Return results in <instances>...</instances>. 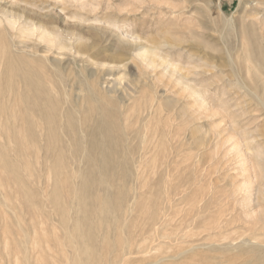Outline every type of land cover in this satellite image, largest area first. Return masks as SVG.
Returning <instances> with one entry per match:
<instances>
[{"label": "rangeland", "instance_id": "obj_1", "mask_svg": "<svg viewBox=\"0 0 264 264\" xmlns=\"http://www.w3.org/2000/svg\"><path fill=\"white\" fill-rule=\"evenodd\" d=\"M253 5L252 0H0V264H67L62 209L75 208L72 187L80 189L86 173L88 185L80 194L96 207L108 197L116 222L114 228L101 227L100 215H89L95 224L85 227L92 237L86 238L89 259L79 252L84 262L226 264L233 251L223 250L225 243L253 239L258 250L264 248L258 246L264 245V219L256 217L264 208L256 201V189L264 190V158L252 155L264 149V3L258 14ZM27 20L56 29L72 44L83 35L77 45L88 56H75L74 49L62 50L54 41L45 54L49 61L32 56L46 43L38 31L17 30ZM120 32L131 38L138 33V43L119 42ZM138 45L175 62V74H167L157 56L152 66L140 61ZM106 80L117 82L111 97L100 88L107 87ZM180 80L200 88L207 104L201 107ZM117 95H124L125 106ZM50 109L57 133L52 144L46 139ZM109 122L115 124L107 144L112 152L107 142L99 143L109 140L104 128ZM143 132L151 143L140 154ZM80 147L91 149L95 161L82 157ZM109 152L104 185L96 170L93 176L88 171ZM121 237L132 253L120 262ZM255 255L228 263L264 264V256Z\"/></svg>", "mask_w": 264, "mask_h": 264}, {"label": "bare ground", "instance_id": "obj_2", "mask_svg": "<svg viewBox=\"0 0 264 264\" xmlns=\"http://www.w3.org/2000/svg\"><path fill=\"white\" fill-rule=\"evenodd\" d=\"M253 2H254V4L255 5H253V6H251L250 7V9L253 11V12H255L256 14H258L259 12H261V10L263 9L262 8V3H264V0H252ZM85 3H82L81 5L83 6ZM257 5H258V7H257ZM62 9H64L63 7H62ZM259 16V15H258ZM80 17V16H79ZM83 17V16H82ZM84 18V17H83ZM259 18H262L261 16H259ZM79 19V18H78ZM82 19V18H81ZM97 19V18H96ZM263 19V21H264V17L262 18ZM91 20V19H90ZM29 20H27V21H25V23H23V24H21L19 27H18V31H20V33L22 34V35H29V34H33V32H36V31H38V32H40V38L46 43V46H45V48L44 49H42V50H38L37 49V47L36 48H34L32 51H31V53H32V56L34 55V56H37V57H41V58H43V59H45L46 61L48 60V57L45 55L48 51H50L49 49L51 48H53L52 46H53V41L54 42H56L57 44H59L61 47H62V50L63 49H66L67 51L69 50H73V54H75V56H88L87 54L85 55L84 53L86 52V50H85V52H83L82 50H81V48L80 47H78L79 45H77L78 43H77V41L79 40L80 41V38L83 36V35H81V36H78L77 35V39L78 40H76V38H75V40L76 41H73V40H71L70 39V41H73L74 43L72 44L71 42H67V39L68 38H64V37H62V35L60 34V33H58V31H56V29L55 30H50V29H46V28H44V27H42V26H35V23H32V22H28ZM32 21V20H31ZM96 21H98V20H96ZM102 21V20H101ZM105 21V20H104ZM15 22H16V17H14L13 15H11V17H9L8 18V24H9V26L11 27V28H13L14 26H15ZM100 22V21H99ZM108 22V21H107ZM106 22V23H107ZM126 22V21H125ZM98 23V22H97ZM96 23V24H97ZM104 22H102V24H103ZM105 23V24H106ZM111 23V22H110ZM104 24V25H105ZM107 24H109V22L107 23ZM112 24V23H111ZM111 24H109V25H111ZM114 24V23H113ZM112 24V25H113ZM95 25V24H94ZM97 26V28L99 27V26H101V24H97L96 25ZM116 26H118V25H116ZM102 27V26H101ZM115 27V26H114ZM118 29H119V27H117ZM105 29V28H104ZM124 30V29H123ZM120 31H122V29L120 30ZM122 32H124V31H122ZM122 32H120V34L118 35V40H119V42H121V43H125V42H127V44H131V43H133V44H137L138 43V39L140 38L139 36H136V34H138V33H136L135 35H133L134 37H132L131 38V36L129 37V36H124V35H122L123 33ZM126 32V31H125ZM131 33V32H130ZM74 34V33H73ZM77 34V33H76ZM131 34H133V33H131ZM75 35V34H74ZM126 35H127V32H126ZM129 35V34H128ZM70 36H72V35H70ZM76 36V35H75ZM141 36V35H140ZM72 38V37H71ZM82 38H84V37H82ZM86 38V37H85ZM73 39V38H72ZM78 41V42H79ZM82 41H83V39H82ZM81 41V42H82ZM22 41H20V44H19V48H22L24 45L21 43ZM87 42H88V40H87ZM91 46V45H90ZM258 48V47H257ZM137 52H136V56H137V58L140 60V61H142V62H144L146 65H151L152 66V64H153V62L154 61H156V56L158 57V60L157 61H161V64H165L166 65V69H164L165 71H166V73L167 74H169V75H173V73L176 71L175 69H176V65L172 62V60L170 61V60H168L165 56H161L156 50H155V48H153V47H147V48H142L140 45H138V47H137ZM52 51V50H51ZM60 51V50H59ZM41 53H43V55H41ZM63 55L64 53L63 52H60V53H58L57 55ZM62 55H61V57H62ZM256 55H257V57H258V60L259 61H261V59H260V55L262 56V51H261V49L259 50V49H257L256 50ZM31 56V57H32ZM23 57V56H22ZM64 57V56H63ZM67 58V57H66ZM65 58V59H66ZM53 60H55V59H53ZM73 60L74 61H76V57H73ZM78 60H80V59H78ZM113 60V59H112ZM111 60V61H112ZM49 61V60H48ZM56 61V60H55ZM98 61V60H97ZM97 63H99V62H97ZM261 63V62H260ZM263 63V62H262ZM101 64V63H100ZM160 64V63H159ZM177 64V63H176ZM264 64V63H263ZM111 65V64H110ZM109 65V66H110ZM108 66V65H107ZM112 66V65H111ZM164 66V65H163ZM163 68V67H162ZM113 70V67H108V74H110L111 73V71ZM175 74V73H174ZM115 78V77H114ZM100 80H101V77H100ZM100 80H96L95 81V85H97L98 87H99V85H101V82H100ZM105 83H106V86L107 87H100L101 89H105V91H106V94L108 95V92L109 91H111L112 89H113V85L112 84H116L117 82L115 81V80H112V84H109L108 83V80H106L105 81ZM179 83H181V85L184 87V89H186V90H188L189 91V93L191 94V95H193L194 97H196V100L200 103V106L201 107H203L205 104H207L206 102H204V104H203V101H204V99H203V101H202V94H201V91H200V88H196V87H194V85H192V83L190 82H187L186 80L184 81V80H180L179 81ZM46 85V84H45ZM105 85V84H104ZM94 89V88H93ZM264 91V90H263ZM64 94H65V92H64ZM124 94V93H123ZM189 94V95H190ZM201 94V95H200ZM66 95V94H65ZM109 96V95H108ZM67 97V96H66ZM68 97H69V95H68ZM109 97H111V96H109ZM204 98V97H203ZM68 100V99H67ZM116 101H117V103H119L120 105H122V106H125V101H126V99L124 98V95H117L116 96ZM67 102V101H66ZM65 107V106H64ZM47 110V109H46ZM48 112V111H47ZM54 112V111H53ZM47 114V113H46ZM53 116H55V115H53L52 114V111H51V109H50V111L48 112V114L46 115V120H47V122H48V125H49V131L47 132V134H46V139H47V142H52L54 139L56 140L57 139V133L55 134V131H54V133H52V131H53V129H54V122H53V119H54V117ZM10 120V119H9ZM31 126V125H30ZM30 128V127H29ZM47 128V127H46ZM98 127H96V128H94V130H96ZM104 128H105V132H106V136L109 138V140H103L102 138H101V140H100V142L99 143H101V141H102V144L103 143H106L105 145H106V149H108L110 152H112L113 150H112V147L113 146H111V147H109L108 145H110V143L111 142H113L112 140V138L113 137H111L112 135H113V133H114V128H115V124L113 123V122H109V123H107L105 126H104ZM125 131H126V129L123 127H121V134L123 135L122 137L124 138V142H125V144H126V142L128 141V134H127V131H126V133H125ZM94 132V131H93ZM33 131H29V138L33 141V137L35 136H33ZM238 134V133H237ZM90 135H94V133H91ZM150 135V134H149ZM96 136V135H95ZM83 137V136H82ZM115 137V136H114ZM130 137V136H129ZM60 138V137H59ZM98 139V138H97ZM99 139H100V137H99ZM119 139V138H118ZM60 140V139H59ZM90 140V139H89ZM81 141V140H80ZM104 141V142H103ZM115 141H116V139H115ZM114 141V142H115ZM130 141V140H129ZM139 141H140V154H144L145 152H147L148 151V148H149V145H150V143H151V138L148 136V134H147V132H143V133H141L140 135H139ZM42 142V141H41ZM95 142H96V140L94 139V137H91V141H90V143H91V145L92 146H90L91 148H92V150H93V148H94V144H95ZM110 142V143H109ZM119 142H121V141H119ZM54 143V142H53ZM109 143V144H108ZM118 143V142H117ZM116 143V144H117ZM52 144V143H51ZM51 144H48L47 146L49 147ZM76 144H78V143H76ZM80 144V143H79ZM108 144V145H107ZM56 145V144H55ZM90 145V144H89ZM101 145V144H100ZM112 145V144H111ZM128 145V144H127ZM127 145L125 146V147H127ZM53 146V145H52ZM80 146H82L81 144H80ZM95 146H97V145H95ZM102 146V145H101ZM104 146V145H103ZM117 146V145H116ZM115 146V147H116ZM119 146H121L120 144H119ZM84 147H86V146H84ZM81 148V147H80ZM99 148H100V146H99ZM104 148V147H103ZM79 149V148H78ZM138 149V148H137ZM65 150V149H64ZM81 150H82V148H81ZM87 150H88V148H87ZM91 149H90V151H86V149H83L82 150V153H79V154H81V156L82 157H84V156H86V158L88 159V161H90L91 163L92 162H94L95 161V157H93L92 156V153H90L91 151H92ZM101 150V149H100ZM105 150V149H104ZM97 151V150H96ZM116 151V149H114V152ZM138 151V150H137ZM49 151H48V148H47V152L46 153H48ZM80 152V151H79ZM95 152V151H94ZM110 152L108 153V157H105V156H107V155H102V156H104L103 158H102V156H101V159H100V165H97L96 166V168L94 167H90V169L91 170H89L88 172L90 173L91 172V175L93 176V174H95V171L94 170H96V173L98 172V176H99V180L98 181H100L101 182V184H104V185H107L106 184V175L103 173V171H105L106 170V167H107V161L108 160H106V158H109V157H111V156H109V154H110ZM127 152H128V150H127ZM139 152V151H138ZM12 153V152H11ZM61 153H62V151H61ZM66 153V152H65ZM74 153V152H73ZM97 153V152H96ZM106 153V152H105ZM131 153V152H130ZM59 154V153H58ZM57 154V155H58ZM67 154V153H66ZM72 154V153H71ZM78 154V155H79ZM94 154V153H93ZM107 154V153H106ZM114 154V153H113ZM95 155V154H94ZM101 155V154H100ZM112 155V154H111ZM128 155V154H127ZM252 155H253V157L258 161V160H260V159H262V158H264V149L263 148H259V149H257V150H255L253 153H252ZM56 156V155H55ZM75 156V155H74ZM98 156V155H97ZM114 156V155H113ZM130 156V155H129ZM137 156V155H136ZM141 157V156H140ZM76 158V157H75ZM97 158V157H96ZM82 159V158H81ZM85 159V158H84ZM84 159H83V161H84ZM105 159V160H104ZM113 159V158H112ZM59 160V159H58ZM57 160V161H58ZM61 160V159H60ZM59 160V161H60ZM126 160H127V158H126ZM81 161V160H80ZM97 161V160H96ZM110 161V160H109ZM114 161V160H113ZM74 162V161H73ZM90 162H88V163H90ZM141 162V161H140ZM86 163V162H85ZM87 163V164H88ZM90 163V164H91ZM110 163V162H109ZM98 164V163H97ZM138 164V163H137ZM80 165H81V162H80ZM110 165H111V163H110ZM84 166V165H83ZM113 166V165H112ZM81 167V166H80ZM86 167V166H85ZM111 167V166H110ZM83 168V167H82ZM108 168V167H107ZM85 169V168H84ZM107 172L109 171V170H106ZM82 172H83V170H82ZM111 172H112V170H111ZM80 173V171H74L73 172V174H75V175H80L79 174ZM109 173V172H108ZM61 174V173H60ZM83 174V173H82ZM87 174V173H86ZM85 174V175H86ZM85 175H84V180H82L81 182H80V184H79V188L80 189H78V185L75 187V184H74V187H72V193H73V198L71 199V202H70V204L71 205H73V202L75 201V200H77L76 201V203H77V205L75 206V208H73V210H71L72 208H64V209H62L63 211V216H64V219H63V233H65L64 235V239L61 241V244L63 245V247H64V257L66 258V260H67V264H90V262H84V260L81 258L83 255H85V258L86 259H89V251H91V247L88 245V243H87V239L86 238H89V237H92V234L90 233V231H86L85 230V227L86 226H88L89 227V230H91V225H93V224H95V223H93L92 224V221L88 218L89 217V215L91 216V213H96V214H98V215H100V224H101V227L103 226V224H106V226L107 227H109V226H113V228L115 227V222H116V214H115V212H114V210H116V208L114 209V205H113V202H111L109 199H108V197H104L103 199H100L99 200V202H97L96 200V202L98 203V205H97V207H96V205H94V203L92 202V203H90V202H88V201H85V199H84V197L82 196V194H80V190L81 191H84V188L85 187H87V180H85ZM96 175V174H95ZM94 175V176H95ZM82 176V175H81ZM87 176H88V174H87ZM90 176V175H89ZM105 176V177H104ZM91 177V176H90ZM97 177V176H96ZM107 177H109V176H107ZM111 178V177H110ZM88 179H89V177H88ZM92 179H93V177H92ZM94 179H96V178H94ZM98 179V178H97ZM73 181V180H72ZM95 181V180H94ZM97 181V180H96ZM98 181H97V183H98ZM62 183V182H61ZM95 183V182H94ZM110 183V182H109ZM60 184V183H59ZM73 184V183H72ZM96 184V183H95ZM67 185V184H66ZM69 185H71V184H69ZM91 185V184H90ZM112 185V184H111ZM61 186V185H60ZM94 186V185H93ZM96 186V185H95ZM91 186H89V188H90ZM101 187V186H100ZM105 187V186H104ZM33 188V187H32ZM64 188V187H63ZM67 188V187H66ZM112 188V187H111ZM244 188V190L246 189V190H248V188H249V186H247V184H246V186H244L243 187ZM88 189V188H87ZM69 190H71V189H69ZM101 190H103V188L101 189ZM107 191H110V190H108L107 189ZM102 192V191H101ZM104 192V191H103ZM111 192V191H110ZM137 192V191H136ZM83 193V192H82ZM84 193H85V191H84ZM87 193H88V191H87ZM109 193V192H108ZM98 194V193H97ZM105 194V193H104ZM115 194H117V193H115ZM256 194H257V196H256V201H257V205H261V204H264V190L263 189H261V188H258V189H256ZM85 195V194H84ZM88 196V195H87ZM91 196V195H90ZM94 196V195H93ZM106 196V195H105ZM163 196V195H162ZM101 197V196H100ZM112 197V196H111ZM255 197V196H254ZM91 198H92V196H91ZM95 198V197H94ZM98 198V197H97ZM112 198H114V197H112ZM118 198H120V195H119V197ZM166 198V197H165ZM170 198V197H169ZM86 199H87V197H86ZM18 200V199H17ZM170 200V199H169ZM251 199H250V197H248V202L250 201ZM90 201H92V200H90ZM149 201V200H148ZM159 201H161V200H159ZM167 201V200H166ZM252 201H254V198L252 199ZM131 202V201H130ZM134 202V201H133ZM132 202V203H133ZM117 203V202H116ZM144 203V202H143ZM150 203V202H149ZM138 204V203H137ZM167 204V203H166ZM116 205V204H115ZM123 205V204H122ZM122 205H119L120 207L122 206ZM143 205V204H142ZM158 205V204H157ZM160 205V204H159ZM114 206V207H113ZM117 206V205H116ZM172 206V205H171ZM141 207V206H140ZM144 207H145V205H144ZM170 207V206H169ZM160 208V207H159ZM122 209V208H121ZM142 209V208H141ZM145 209V208H144ZM151 209V208H150ZM164 209V208H163ZM128 210H130V208H128ZM148 210V209H147ZM92 211V212H91ZM121 211V210H120ZM126 211V210H125ZM142 211V210H141ZM144 211H146V210H144ZM143 212V211H142ZM141 212V213H142ZM144 213V212H143ZM147 213V212H146ZM15 214V213H14ZM20 214V213H19ZM148 214V213H147ZM149 214H150V212H149ZM144 215V214H143ZM161 215L162 214H160V218H158V220H161ZM94 216V215H93ZM93 216H91V217H93ZM145 216V215H144ZM256 216V215H255ZM98 217V216H97ZM124 217V216H123ZM257 219H259V220H262V219H264V208H260V210H258V212H257ZM126 218V217H125ZM99 219V218H98ZM103 219V220H102ZM147 219V218H146ZM145 219V220H146ZM105 220V221H104ZM123 220V219H122ZM151 220V219H150ZM158 220H156V221H154V224H157V222H159ZM98 221V220H97ZM118 221V220H117ZM99 222V221H98ZM128 222V221H127ZM146 223V222H145ZM119 224V223H118ZM117 224V225H118ZM129 224V223H128ZM153 224V225H154ZM97 225H99V224H97ZM124 225V224H123ZM152 225V226H153ZM158 225V224H157ZM161 225V224H160ZM227 225V224H226ZM159 226V225H158ZM157 226V227H158ZM221 226V225H220ZM124 227V226H123ZM93 228V227H92ZM98 228V227H97ZM105 228V227H104ZM121 228V227H120ZM120 228H118V229H120ZM212 228V227H211ZM261 229H264V224L262 225V227H261ZM105 230V229H104ZM253 230H255V229H253ZM157 231H158V228H157ZM188 231V230H187ZM202 231V230H201ZM256 231V230H255ZM94 232V231H93ZM120 232H121V229H120ZM193 232V231H192ZM195 232V231H194ZM97 233V232H96ZM186 233V232H185ZM188 233H189V231H188ZM122 234H123V229H122ZM190 234V233H189ZM198 235H199V233H197ZM94 236H95V234H94ZM102 238V237H101ZM65 239L67 240V242L65 241ZM95 239H97V238H95ZM105 240V239H104ZM103 240V241H104ZM253 240V239H252ZM252 240H249V239H244L243 238V240H240V242H238V243H225L223 246H221L222 248H223V250H225V251H227V252H229L230 250L231 251H233V252H231L230 253V256L225 260V262L224 263H228V262H230V261H234L235 259H237L238 257H241V255H248V256H254L255 254H257V255H261V257L262 256H264V248H261L260 250H258L257 249V246L255 245V243L253 244V242H252ZM263 240V239H262ZM264 241V240H263ZM104 242H106V241H104ZM256 242V241H255ZM96 243H97V241H96ZM100 243V242H99ZM258 243V242H257ZM104 244V243H103ZM60 245V244H59ZM256 247H255V246ZM131 244L130 243H128L123 237H121V239H120V250H119V253H118V256H119V260H120V262L121 261H124L125 259H126V257H127V255H129V254H131L132 253V250H131ZM258 246H264V245H262V244H260V243H258ZM59 247V246H58ZM69 247V248H68ZM96 247V246H95ZM219 248H220V246H219ZM69 251H70V253H69ZM81 251V253H84L83 255H81L80 256V254L81 253H79ZM94 251H95V248H94ZM260 251V252H259ZM63 252V251H62ZM91 253V252H90ZM95 253V252H94ZM89 254V255H88ZM93 254V253H92ZM97 254V253H96ZM71 255H72V262H71ZM75 256V257H74ZM118 256H117V258H118ZM256 256V255H255ZM99 257V256H98ZM92 258V257H91ZM242 259L244 258V256L243 257H241ZM114 258H112V259H109L108 261H106L105 263H101V261H97L96 263H95V261L92 263V264H114L111 260H113ZM259 260H261V259H259ZM228 264H230V263H228Z\"/></svg>", "mask_w": 264, "mask_h": 264}]
</instances>
